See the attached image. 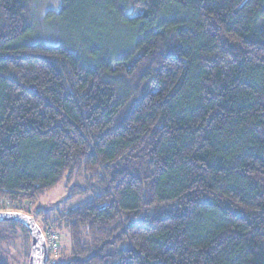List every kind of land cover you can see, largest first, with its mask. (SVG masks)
<instances>
[{"label": "trees", "instance_id": "1", "mask_svg": "<svg viewBox=\"0 0 264 264\" xmlns=\"http://www.w3.org/2000/svg\"><path fill=\"white\" fill-rule=\"evenodd\" d=\"M28 3L0 0V204L87 196L47 264H264V0H93L102 49L28 41Z\"/></svg>", "mask_w": 264, "mask_h": 264}, {"label": "rangeland", "instance_id": "2", "mask_svg": "<svg viewBox=\"0 0 264 264\" xmlns=\"http://www.w3.org/2000/svg\"><path fill=\"white\" fill-rule=\"evenodd\" d=\"M63 1L28 0L25 14V19L31 26L28 41H43L56 45L65 43L70 47L78 43L100 49L110 46L111 43L107 39H103V35H100L106 33L105 25L107 24L104 12L89 8L93 0L80 1H84V3L78 12L76 9L73 11V8L70 9L64 5L62 7ZM82 183L83 179L76 175L69 182L64 179L60 184L44 193L30 208L31 216L36 219L42 230L45 226H51L54 231L58 232L61 250L66 255L70 253V236L58 216L64 210L87 199L86 195L72 196L69 194V189L73 184ZM0 205V212L15 211L8 207L3 210V205ZM22 206L23 211L27 212L28 205L23 203ZM59 223L60 225H58ZM0 230L5 234L4 240L0 242V258L6 264H28L31 250V237L28 231L22 225L0 226Z\"/></svg>", "mask_w": 264, "mask_h": 264}, {"label": "water", "instance_id": "3", "mask_svg": "<svg viewBox=\"0 0 264 264\" xmlns=\"http://www.w3.org/2000/svg\"><path fill=\"white\" fill-rule=\"evenodd\" d=\"M14 222L22 225L31 237L28 264H47L49 257L46 240L35 218L23 212L1 211L0 223Z\"/></svg>", "mask_w": 264, "mask_h": 264}, {"label": "built area", "instance_id": "4", "mask_svg": "<svg viewBox=\"0 0 264 264\" xmlns=\"http://www.w3.org/2000/svg\"><path fill=\"white\" fill-rule=\"evenodd\" d=\"M42 231L46 240L49 257L54 259L60 252V236L51 226H45Z\"/></svg>", "mask_w": 264, "mask_h": 264}]
</instances>
